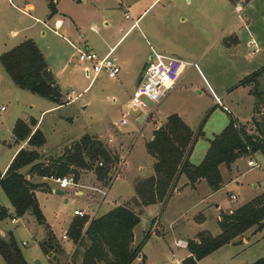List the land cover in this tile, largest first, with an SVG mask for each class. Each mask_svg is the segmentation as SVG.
I'll return each mask as SVG.
<instances>
[{
	"label": "rangeland",
	"instance_id": "obj_1",
	"mask_svg": "<svg viewBox=\"0 0 264 264\" xmlns=\"http://www.w3.org/2000/svg\"><path fill=\"white\" fill-rule=\"evenodd\" d=\"M19 1L0 0V55L15 46L17 40H21L24 35L32 34L31 39L39 44L40 51L43 50L56 75L62 93V104L21 89L12 82L0 63V149L4 148L0 155V164L15 146L11 126L17 119L28 120L33 117L37 120V127L45 137L42 157L59 156L66 147L84 135L97 137L109 150L117 153L118 157L122 156L114 164L117 172L111 169L108 181L104 182L99 196L104 198V203L98 210L99 214L110 198L121 195L120 200L127 194H132L131 178L137 173L147 172L150 156L145 144L151 137L152 122L157 123V117L164 118L167 110L182 114L183 120L196 136L189 156V161L193 164L202 160L209 140L225 127L230 114L238 118L239 125L250 126L247 120L253 115L254 98L244 87L233 91L231 88L245 72L264 65V0H253L250 3L242 17L247 22L236 20L234 26L241 29V41L231 47L220 45V42L215 43L216 33L224 28L226 20L231 17L225 11L230 7L227 0H223L224 4L222 0H60L58 11L66 14L57 16L65 21L60 27V34L53 33L43 22L48 12L46 0H29L35 5L31 14L42 16L41 22L30 18L29 13L21 12L16 7L21 6ZM220 13L218 21L217 16ZM126 14L130 18H125ZM140 15L138 25L126 32ZM67 18L71 21L70 24L66 21ZM103 20H107L108 24ZM48 23L54 26L52 21ZM15 31L16 37L12 38ZM41 31L45 32L44 38L40 37ZM250 36L255 39L259 36L262 41L260 46L257 43L259 50L253 57L247 54L246 40ZM228 40L231 43L230 37L224 39V42ZM85 42L94 51L101 50L105 45V49L109 50V45L117 43L113 55L126 57L127 66H122L115 78H109L102 71L91 82V78L83 70V65L75 63L76 48L85 46ZM44 45L49 46V49H45ZM151 48L188 62L196 61L197 67H187L182 82L176 84L155 108L154 103L146 100L147 108L131 111L132 117L128 124L122 125L119 121L125 116L133 90L143 76ZM249 86L252 92L261 93L264 97V73L257 76ZM214 94L221 98L224 107H214ZM67 96L73 100L66 102ZM49 107L52 108L48 109ZM45 109L48 110L42 113ZM260 109L264 114V100ZM200 128L202 134L197 136ZM259 160L261 168L251 167L245 159L241 160L238 171L231 165L226 167L222 164L221 171L225 180L232 178L230 171L235 174V179L216 191L209 190L204 183L198 189L197 195L188 196V199H181L176 192H172L163 202V208L165 207V211L172 218L179 217L174 229L165 227L163 231L158 229L157 224L151 223L144 231L156 235L146 241H173L174 232L182 234L185 240L199 232L212 236L219 234L217 219L220 213L246 203L252 193L264 186V180H261L264 179V159L259 156ZM140 166L146 169L140 171ZM73 171L70 174L75 176ZM253 182L258 184L257 188L251 185ZM65 193V196L51 194L45 200V191H37V198L47 207L46 213L50 220L55 218V213L60 220L64 217L63 213L70 214L74 206H82L81 197L74 194L73 186L65 189ZM231 195L235 199H231ZM65 199L68 204L64 203ZM6 201L10 204L0 187V204ZM211 202L220 203L221 210ZM57 206L59 211L56 210ZM94 207L95 204L92 208ZM200 220L203 225H198ZM32 222L31 218L26 229L23 228L25 224L22 221L18 226V222L15 225L9 222L6 226L0 224V227L14 231L13 236L29 264H36V261L41 264H56L47 260L46 255L49 253H45L38 241H34L35 237L43 233L44 228L36 223L33 227ZM161 222L164 221L161 219ZM140 230L141 226L137 230L138 241L144 238V233ZM239 239L237 241H241ZM246 241L237 246L240 252L233 264H251L264 257V227L254 233L247 232ZM74 244V248L66 252L62 259L64 262L70 260L72 264H80L79 255L84 246H80L77 255L73 257L76 248V243ZM149 247L146 249L149 250ZM54 248L59 251L60 245L55 242L52 246L53 250ZM222 260L228 264L225 258ZM0 264H5L1 254Z\"/></svg>",
	"mask_w": 264,
	"mask_h": 264
},
{
	"label": "trees",
	"instance_id": "obj_2",
	"mask_svg": "<svg viewBox=\"0 0 264 264\" xmlns=\"http://www.w3.org/2000/svg\"><path fill=\"white\" fill-rule=\"evenodd\" d=\"M47 1L49 15L52 16L57 13V0ZM0 63L12 82L21 89L62 104L60 87L33 39L27 38L3 52ZM263 73L264 67L244 77L238 84L249 85ZM252 93L255 102L250 126L239 125L230 114L227 125L209 140L205 155L198 164L189 161L196 136L178 114H169L145 144L147 153L154 158V174L137 181L134 195L123 204L92 218L87 225V216H77L71 222L67 234L76 243L73 257L77 255L78 248L84 246L80 264H130L150 236L145 233L142 242L132 247L133 229L140 222L141 209L165 202L181 175L186 176L190 188L203 179L210 190L216 191L223 185L221 164L229 167L237 159L257 153L264 159V114L260 109L264 97L255 91ZM12 134L17 143L26 141L27 147L17 151L4 173L0 171V187L13 208V213L8 214L6 208L0 207V219L22 217L30 212L37 223L44 225L45 218L35 191L43 185L48 186L33 182V176H64L74 170L76 179L78 172L94 170L99 180L107 182L110 170L119 158L100 139L91 135L82 136L57 157H42L36 148L44 145L45 137L33 117L17 119ZM199 134H202L201 128L197 136ZM27 166L28 171L22 172ZM217 223L219 234L212 236L199 232L187 240L189 255L182 259L181 264H199L202 258L226 244L235 243L247 231L261 230L264 227V191L233 210L222 211ZM45 228L47 238L40 246L49 252L55 241L52 231L47 226ZM0 254L5 264H28L11 232L0 235ZM251 264H264V257Z\"/></svg>",
	"mask_w": 264,
	"mask_h": 264
},
{
	"label": "crops",
	"instance_id": "obj_3",
	"mask_svg": "<svg viewBox=\"0 0 264 264\" xmlns=\"http://www.w3.org/2000/svg\"><path fill=\"white\" fill-rule=\"evenodd\" d=\"M159 1H161V0H159ZM227 1L230 3V7H228L225 11H227L229 13V16H231V17L229 19H227V20L225 19L227 22L225 23L224 28L221 29L219 33H216V38H215V41L216 42L215 43H218L219 44V42H220V45H223V46H226V47H231V46L237 45L241 41V39H240L241 34H242L241 33V29L238 26H234V24H235V22H236L237 19L243 21V23H244V21L247 22V20L246 19H242V17L244 16L243 14L246 11V9L248 8V6H250V4L247 7H245V9L241 13L240 17H237V14L234 11V6L237 3L242 2L244 0H227ZM154 2H158V1L155 0ZM19 3H20L21 6H16V7L21 12H24V13L27 12V13H29L28 16L30 18L34 19L36 22H41L42 21L41 20L42 19V16H34V15L31 14V12L35 9V5H34L33 2H31L29 0H20ZM46 3H47V6H48V1L47 0H46ZM58 3H60V0H57V3H56L57 13L54 14V15H52V16L49 15L50 11H49V8L47 7L48 8V12H46V14H45L46 18H45V20L43 22H44V24H47L48 26L50 25V27H54V26H51L50 23H48L50 21L53 22L52 25H54V22L56 20H62V23L63 24L65 22L63 20V18L57 17L58 14H62L63 16L66 15L63 12H59L58 11ZM223 4H224V1H223ZM141 15L136 19L137 20V25H138V20L141 17ZM68 17L72 21V18L70 16H68ZM217 17H218L217 20L219 21V17H221V13H220V16H217ZM69 18H67L66 21H68V23L70 24L71 21L69 20ZM103 21H104V23H107V20H103ZM63 24H62V26H63ZM248 25L249 24H247V26ZM240 27H242V26H240ZM130 29H131V26L128 28V30L126 32H128ZM59 30H60V28L58 29V33H59ZM126 32L121 36V38L119 40L122 39V37L126 34ZM16 33H17V31H15V32L12 33V38L16 37ZM44 34H45V32L44 31H41L40 37L41 38H44ZM229 37L232 40L231 43H230V40H228L225 43L224 42V39L229 38ZM27 38H33L32 37V34L24 35V37L21 40H17L18 42H16V43L18 44V43H20L21 41H23V40H25ZM250 39H254L256 41V43L259 44V46L262 43V41H261V39H260L259 36L256 39L254 37H251L250 36L246 40V43ZM44 44H46V43H44ZM116 44L115 45H112V46H110V45L108 46L109 49H112L113 48V53L116 50ZM37 45L39 47V44H37ZM85 45H86V42H85ZM48 47L49 46L46 45L44 48L45 49H49ZM105 47H106V45H105ZM105 47L102 48L101 50H95V51H97L99 54H105V53L108 52L107 51L108 49H105ZM39 49H41V48L39 47ZM258 50H259V47H258ZM41 52L43 53V50H41ZM43 55H44V53H43ZM116 58H117V60H118V62L120 64V68H121L120 71H121L122 70V66H125V65L127 66L128 60L124 56H120V57L117 56ZM120 60H121V62H120ZM47 63H48V61H47ZM48 66H49L50 70L53 72V70L51 69V66H50L49 63H48ZM262 67H264V65L261 66V67H259V68H257V69H255V70L247 71V72H245L246 74H244V75L242 74L243 76L241 78H239V80L236 82V84L231 88L232 89L231 91H233V89L235 90L236 88H239V87L246 88L247 89V93L253 96V98H254L253 104H254L255 96L252 93L250 86L249 85L241 86L238 83L244 77L250 75L253 72L258 71ZM98 75H97V77H98ZM54 76H55V79L57 81V78H56V75L55 74H54ZM183 79H184V74L181 77V79L178 81L177 85L180 84ZM138 82H139V80H138ZM138 82H137V84H138ZM231 91H230V93H231ZM213 96L215 98L216 97L219 98L220 99V102H221V104H217L215 102V105L221 106V107L223 106L224 107V105H222L221 98L219 96H216L215 94ZM215 98H214V100H215ZM51 108L52 107H49L48 109H51ZM48 109L43 110L42 113L44 111L48 110ZM169 111L170 110H167L164 113V118L163 117L162 118L157 117L158 118V119H156L157 120V123H153L152 122V124H153L152 130H151L152 133H153V131L156 128H158L160 125H162L163 123H165L167 116L169 114H171ZM176 114H178L182 118V120L184 119L182 114H179V113H176ZM251 117H250V119H251ZM237 119L238 118H236V120ZM249 120H247V121H249ZM37 125H38V122H37ZM11 127L13 129V126H11ZM152 133H151L150 139L152 138ZM14 145H15L14 148L9 152V155L7 156V158L3 161L2 164H0V171L2 173H4L6 171L8 165L10 164L11 160L13 159V157L17 153V151L20 148L27 147L26 141L19 142V143H17L15 141V144ZM3 150H4V148L0 149V155L3 153ZM36 150L41 154L42 147L36 148ZM259 156H261V155L257 153V154H254L253 156H251L252 158L251 157L250 158L241 157V158L237 159L235 162H233L231 164V166H232V168L234 170H237L238 171L239 170V167H240V161L243 160V159H245L247 161V163H249L250 161L251 162H255L258 165L257 167H260L261 168ZM119 158L122 159V156H119ZM153 164H154V158L152 156H150V160L147 163V172L144 173V174H138L137 173L133 178H131L130 185H131V187L133 189V193L132 194H127L124 199L123 198H120V200H119V197H122L121 195H118L115 198H113V197L110 198L109 201L107 202L106 206H105V209L103 211H101V213H99V214H98V210L102 206V203H104V198L102 199L101 197H99L100 194L102 193V188L105 185L104 184V180H101V179L99 180L97 178V175L94 172V170H82L80 172V174H78L79 176H77V178L75 179L76 185L73 186V190H74V194H76L77 196L81 197V200H82L83 204H82V206H80V205L74 206L73 209H72V212L70 214L69 213H63L64 214V217L62 219H60V220H58V214L57 213H55V215H54L55 218H53L52 220H50L48 218L47 213H46L47 207L45 206V204H41L39 202L36 193L39 190L45 191V194H46L45 200H48V198H50L49 196H51V194H59V195H64L65 196V194H66L65 193V189L62 190L63 191L62 193H56L57 190H61V189H58L55 185H53V183H51L45 177L33 176L32 177V181L33 182L39 183V184L44 183V184H46L48 186V188L46 186H44V185L41 186V187H39L35 191V195H36L38 204H39V206H40V208L42 210V213L44 215V218H45V224L44 225L47 226V228L50 231H52V233L54 235V240L53 241L57 242V244L60 245L59 251L56 250L55 248H54V250L51 249L49 252H45L44 251L45 253H49L48 255H46L47 260L50 261L51 263L55 262L56 264H64L66 261L64 262L62 258L64 257V255L66 254V252H68L69 250H72V248H74L75 244H74L73 240L68 236L67 230H68L71 222L74 219L77 218V216L74 215V211L75 210L81 209L85 213H87V215L91 214L92 212H95V216L94 217H98V216H101V215L105 214L106 212H108L109 210H111L112 208H114L115 206L120 205V204H123L126 199H128L129 197H131V196L134 195V186H135V184H136L137 181H139L140 179L146 178V177L151 176V175L154 174ZM221 166H222V164L220 165L219 169H220V172H221V175H222V178H223V185H226L228 182H230V181H232V180L235 179L234 178V175L235 174H233V171H230L229 172L231 174L230 177H232V178L225 180V177H224V175H223V173L221 171ZM28 168H29L28 166L27 167H24L22 169V172L26 173L28 171ZM145 169H146V167H144V166H140L139 167V170L140 171H144ZM262 175L264 176V173L263 172H262ZM27 177L29 178V175H27ZM261 180H264V179H261ZM187 183H188V180H187L186 176L185 175H181L180 178H179V180H178V182H177V184L175 185L174 190H173V192H176L178 194L177 196H179V197L181 196V199H184V198L188 199V196L191 197L193 195H197V192H198V189L200 188V186H203V184L206 183V182L202 179V180H200L196 184V186L194 188H190ZM251 185L253 187L257 188V185L258 184L255 183V182H253ZM207 187H208V185H207ZM208 189H209V187H208ZM206 191H207V189H206ZM263 191H264V186H262V188L259 189L258 191L252 193L250 195V198L249 199L251 200L252 198H254L257 195H259L260 193H262ZM100 200H102V202H100ZM54 202L56 203V201H54ZM64 203L65 204H68L69 202H68L67 199H65ZM211 203L214 204L216 208L218 207L217 208L218 210H221V208H219L220 207V203H217V202H211ZM93 204H95V207L94 208H92L93 207ZM163 205H164V203L163 204L162 203H155V204H150V205L144 206L141 209L140 222L133 229V236L134 237H133V242L131 244L132 247H135L140 242H142V241H138L139 237L137 236V230H138V227L139 226H141V230L140 231L142 233H144V234H145L144 229L146 227H148L151 223L157 224L158 225V229L161 228V229H163V231H165V227L166 228H170V229L171 228L174 229L175 224L178 221L179 217L177 216L175 218H172L171 215L169 213H167V211H165V207L163 208ZM0 207L6 208L8 214L13 213V208H12L11 204L7 203V201L6 202H3V204L1 203L0 204ZM58 208H59V206L56 207V210L59 211L60 208L59 209ZM90 209H92V211H90ZM229 210H231V209H229ZM31 218H32V221L34 222V223L32 222L33 223V225H32L33 227H35V225H34L35 223L37 225L39 224L35 220L34 216L30 214V212L25 213L22 217H14V218H11L10 216H8L6 218L0 219V224H4L6 226L9 222H10L11 225H15L18 222L16 224L18 226L19 225V222L22 221L23 224H25V225H23V228L26 229V225H29ZM12 219H14V221H12ZM161 219L164 222H161ZM200 219H203V218H200ZM89 221L90 220H87L86 225L88 224ZM200 221L201 222H199L198 225H203L202 220H200ZM40 225H42L43 228H44L43 233L40 234L37 238L35 236H33V237H35V240L34 241H38L39 244L41 242L45 241L46 238H47L45 226L43 224H40ZM0 229H1V231H3L4 235L6 233H8V232H11L14 235V231L11 230V228H8V229L5 230L4 228H1L0 227ZM30 230H32V229H30ZM249 231H252L253 233L256 232V231H254L252 229L249 230ZM249 231H247V232H249ZM164 233L165 232H163V235L162 236H164ZM246 233L243 235V237H241L239 239L241 241H236L235 243H229V244H226V245L220 247L216 251H214L211 254L205 256L204 258H202L199 261V264H226L222 260L224 258L226 259V261H227L228 264H233L237 260L238 254L240 252L237 249V246L239 245V243L247 242L246 241ZM63 235H65L66 238L62 239V236ZM155 235L156 234L153 233L149 237L155 236ZM157 237H158V235H157ZM173 237H174L173 241H144L143 244H142V246H141V248H140V251H139L138 256L130 264H142V263H144V264H181L182 259L189 255V251H188V249L186 247L187 240H185L184 239V236L182 234H180V233H175L174 232L173 233ZM242 240H245V241H242ZM21 241H25V240H21ZM147 246H150L149 247V250L146 249ZM61 261H63V262H61ZM79 261H81V254L79 255ZM39 264H41V262H39Z\"/></svg>",
	"mask_w": 264,
	"mask_h": 264
},
{
	"label": "built area",
	"instance_id": "obj_4",
	"mask_svg": "<svg viewBox=\"0 0 264 264\" xmlns=\"http://www.w3.org/2000/svg\"><path fill=\"white\" fill-rule=\"evenodd\" d=\"M251 1L252 0H244L234 6V11L237 14V17H240L245 7H247ZM125 18H130V16L126 14ZM62 24V20H56L54 22V27L45 25L54 33L59 34L58 29L62 26ZM136 25L137 20H134L131 28ZM246 46L248 49V56L253 57L258 51L256 41L254 39H250L246 43ZM76 50L75 63L83 65V70L86 76L91 78V82L96 80L97 75L102 71L105 72L109 78H115L120 72V64L117 58L113 55V48L109 49L108 52L103 55L92 50L86 45L83 47H77ZM187 67H197V62H188L180 57L167 55L151 48V53L144 65L143 76L140 78L127 104L125 116L121 117L119 123L122 125L128 124L129 119L132 117L131 111L144 110L147 108L146 100L154 103L155 108L156 105H158L166 97L168 92L176 86ZM72 100V97H66V102H70ZM215 102L217 104H221L220 99L217 97L215 98ZM99 165H102V163L99 162ZM248 165H251V167L258 166L255 162L251 161ZM112 170L117 172L116 167H112ZM45 178L51 183H54L56 187L61 190L67 189L69 186L76 185L75 178L72 174L64 176L52 175ZM230 197L231 199H235L234 195H231ZM74 215L83 217L86 216L87 213L81 209H77L74 211ZM94 216L95 212H92L87 215V220H91ZM12 221H14V219H12ZM64 238H66L65 235L62 236V239ZM64 264L72 263L70 260H67Z\"/></svg>",
	"mask_w": 264,
	"mask_h": 264
},
{
	"label": "water",
	"instance_id": "obj_5",
	"mask_svg": "<svg viewBox=\"0 0 264 264\" xmlns=\"http://www.w3.org/2000/svg\"><path fill=\"white\" fill-rule=\"evenodd\" d=\"M62 190H57L56 193H62ZM0 235H4L3 231L0 229ZM36 264H39V261H36Z\"/></svg>",
	"mask_w": 264,
	"mask_h": 264
}]
</instances>
